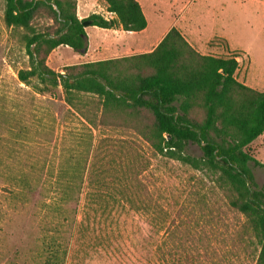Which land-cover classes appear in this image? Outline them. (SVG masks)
<instances>
[{
	"label": "rangeland",
	"instance_id": "obj_1",
	"mask_svg": "<svg viewBox=\"0 0 264 264\" xmlns=\"http://www.w3.org/2000/svg\"><path fill=\"white\" fill-rule=\"evenodd\" d=\"M140 2L148 33L163 31L144 52L174 26L200 53L236 55V78L264 91V0ZM4 8L0 0V264H256L258 240L216 173L157 153L127 110L102 113L95 94L71 93L90 123L62 85L17 78L31 61ZM50 16L42 8L35 29L54 31ZM86 52L43 45L40 56L68 72L91 61ZM246 150L264 164V132ZM186 151L202 155L197 143ZM250 165L264 183V165Z\"/></svg>",
	"mask_w": 264,
	"mask_h": 264
},
{
	"label": "trees",
	"instance_id": "obj_2",
	"mask_svg": "<svg viewBox=\"0 0 264 264\" xmlns=\"http://www.w3.org/2000/svg\"><path fill=\"white\" fill-rule=\"evenodd\" d=\"M103 2L115 18L91 13L79 19L77 0H5L4 21L18 31L31 61L29 68L18 70L17 78L26 84L36 77L62 85L67 102L77 109L71 93L95 94L102 113L109 107L127 110L157 153L216 173L230 205L247 218L258 240L256 264H264V183L257 182L250 162L264 164L246 150L264 132V91L236 78V55L202 54L174 26L149 52L87 61L68 66V72L47 66L40 56L43 45L48 50L67 45L81 54L87 51L85 22L128 31L146 28L138 0ZM42 8L59 23L52 32L35 29ZM189 143L199 144L202 155L188 153Z\"/></svg>",
	"mask_w": 264,
	"mask_h": 264
},
{
	"label": "crops",
	"instance_id": "obj_3",
	"mask_svg": "<svg viewBox=\"0 0 264 264\" xmlns=\"http://www.w3.org/2000/svg\"><path fill=\"white\" fill-rule=\"evenodd\" d=\"M138 1L143 7L142 2H140V0ZM77 2V13L80 19L87 17L89 13L86 12L93 8L94 0H77ZM99 7V10H94L92 13H100L106 18H115L116 15L107 10L103 0H100ZM142 9L145 13L144 8ZM147 21L146 28L140 31H128L124 30L122 27L104 28L96 25H89V27H94L96 33H94L91 40V34L88 31L89 28H85L88 40L86 56H90L91 61H97L144 52V49L149 47L151 43L163 33L162 31V33H159L156 37H152V35L148 33L150 22L148 19ZM201 53L204 54V52Z\"/></svg>",
	"mask_w": 264,
	"mask_h": 264
},
{
	"label": "water",
	"instance_id": "obj_4",
	"mask_svg": "<svg viewBox=\"0 0 264 264\" xmlns=\"http://www.w3.org/2000/svg\"><path fill=\"white\" fill-rule=\"evenodd\" d=\"M53 6H54V8H56V9H57V5H56L55 3H53ZM84 24H85V26H86V25H88V23H87V22H85Z\"/></svg>",
	"mask_w": 264,
	"mask_h": 264
}]
</instances>
